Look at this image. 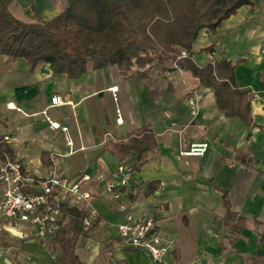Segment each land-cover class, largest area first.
I'll use <instances>...</instances> for the list:
<instances>
[{
    "label": "crops",
    "instance_id": "1",
    "mask_svg": "<svg viewBox=\"0 0 264 264\" xmlns=\"http://www.w3.org/2000/svg\"><path fill=\"white\" fill-rule=\"evenodd\" d=\"M6 2L22 23L43 24L76 0ZM211 45L215 49L207 52ZM222 59L235 66L239 90L251 94L249 114L228 115L213 88L174 63L151 65L143 79L126 77L115 65L71 79L49 62L0 55V135L11 137L15 159L41 178L49 168L45 156L70 183L91 177L82 189L92 193L99 221L88 238L78 237L81 264H264V0L239 8L216 34L200 33L194 62L203 67ZM55 95L65 104L52 106ZM190 98L199 106L196 116ZM52 123L69 128L76 153L69 155L65 133ZM142 128L152 131L155 147L143 157L132 152L121 159L116 146ZM202 142L209 144L204 155H186ZM120 163L136 165L122 190L126 211L97 180ZM126 212L153 218L175 250L156 261L126 245L118 230ZM54 239L36 237L26 223L8 226L0 233V264H54L63 258Z\"/></svg>",
    "mask_w": 264,
    "mask_h": 264
},
{
    "label": "trees",
    "instance_id": "2",
    "mask_svg": "<svg viewBox=\"0 0 264 264\" xmlns=\"http://www.w3.org/2000/svg\"><path fill=\"white\" fill-rule=\"evenodd\" d=\"M253 1L76 0L49 22L25 24L10 13L6 0H0V55L11 60L25 58L32 65L49 62L55 73L71 79L82 77L90 68L113 65L126 77L143 79L149 66L172 62L180 70L191 72L202 85L213 88L219 107L228 115L249 114L252 97L249 91L239 90L235 66L222 59L199 67L193 60V45L203 30L216 34L224 20ZM214 49L211 45L206 51ZM245 120L250 122L247 117ZM155 145L152 131L142 128L119 143L116 153L121 159L132 152L143 157ZM7 157L15 159V151L0 135V160ZM45 159L48 167L53 165L49 157ZM226 206L230 221L228 201ZM86 216L85 209L64 203L61 227L54 239L63 258L54 264H81L75 253L78 237L88 238L99 221L98 217L85 230ZM66 218L69 221L64 223Z\"/></svg>",
    "mask_w": 264,
    "mask_h": 264
},
{
    "label": "built area",
    "instance_id": "3",
    "mask_svg": "<svg viewBox=\"0 0 264 264\" xmlns=\"http://www.w3.org/2000/svg\"><path fill=\"white\" fill-rule=\"evenodd\" d=\"M183 56H186L184 53ZM65 104L60 95L52 98V106ZM191 113L196 116L199 106L194 98L189 99ZM56 129H62L66 135V144L70 148L69 155L76 153L75 143L68 127L52 123ZM6 142L10 136L4 137ZM209 149L207 142L192 144L186 155L202 156ZM136 165L120 163L116 171L110 176L99 175L98 181L104 182L108 195L117 202V209L126 211V205L121 202L122 190L131 183ZM90 175H84L79 181L70 183L67 177L59 173L56 165L48 168L44 178L37 177L25 170L18 159L7 157L0 160V233L9 226L12 229L16 224L26 223L31 232L38 238L53 237L61 227L63 205L71 203L87 211L84 218V229L89 230L92 223L98 218V213L92 205V193L83 190L82 184L90 180ZM121 240L128 246L143 250L156 261L164 260L175 250V241L164 238L156 231L153 218L135 217L126 212V220L119 225ZM2 250H0L1 263Z\"/></svg>",
    "mask_w": 264,
    "mask_h": 264
},
{
    "label": "rangeland",
    "instance_id": "4",
    "mask_svg": "<svg viewBox=\"0 0 264 264\" xmlns=\"http://www.w3.org/2000/svg\"><path fill=\"white\" fill-rule=\"evenodd\" d=\"M169 63H172V62H169ZM152 66H154V67H157L158 66V64H153ZM149 67H151V66H149Z\"/></svg>",
    "mask_w": 264,
    "mask_h": 264
}]
</instances>
